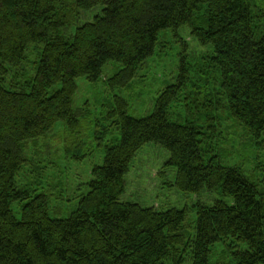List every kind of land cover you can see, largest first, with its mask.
<instances>
[{
	"label": "trees",
	"instance_id": "obj_1",
	"mask_svg": "<svg viewBox=\"0 0 264 264\" xmlns=\"http://www.w3.org/2000/svg\"><path fill=\"white\" fill-rule=\"evenodd\" d=\"M96 7L101 14L79 25ZM184 27L212 51L193 81L181 69L151 115L131 117L127 101L114 97L111 125L91 128L90 114L73 109L78 79L96 83L115 63L106 85L127 88L161 33ZM189 84L188 117L173 121L171 103ZM219 111L264 141V0H0V264H264L263 186L221 162ZM57 127L76 160L105 150L76 209L60 219L49 213L47 192L18 182L30 143ZM148 143L169 152L178 190L219 199L195 203L192 221L186 208L121 201L131 161ZM219 246L225 255L216 260Z\"/></svg>",
	"mask_w": 264,
	"mask_h": 264
},
{
	"label": "rangeland",
	"instance_id": "obj_2",
	"mask_svg": "<svg viewBox=\"0 0 264 264\" xmlns=\"http://www.w3.org/2000/svg\"><path fill=\"white\" fill-rule=\"evenodd\" d=\"M101 12L102 7H96L87 14H80L78 24L92 22ZM211 51V47H201L190 36L186 27L165 31L161 33L159 45L153 55L127 88L112 90L106 85L107 79L120 69L115 63L103 69L96 83L78 79L77 91L72 99L73 109L90 114L94 121L91 128L96 122L106 128L111 125L113 119H106V113L110 111V101L114 103V97L127 101L126 112L129 116H149L153 113L159 94L167 87L177 84L181 69H187L189 78L193 81L196 65ZM36 57V49H31L28 52V63L24 67L28 73ZM19 76L17 73V77ZM190 90V84L185 89L182 88L178 101L171 103L173 121L188 117L183 99ZM216 118L220 126L216 148L221 162L225 166L238 167L249 178L261 181L264 190V141L253 140L221 111ZM58 127L45 140L30 143L26 153L27 166L20 174L18 182L20 185L31 184L34 189L47 192L51 196L49 213L51 217L60 219L67 218L76 209L80 196L86 193L84 185L90 178L91 170L103 163L105 150L104 147L96 148L93 156L76 160L65 152L62 128ZM91 130L90 134L93 132ZM111 132L119 135L115 130ZM87 143L90 144L91 141ZM90 145L95 146L94 143ZM169 159V152L160 145L145 144L131 161L129 172L125 176V192L121 201L157 211L186 208L189 210V220H195L196 213L190 210L195 203L200 201L210 205L219 197L207 191L195 196L178 190L175 186L176 169L167 164ZM224 255L223 247L215 249L216 260Z\"/></svg>",
	"mask_w": 264,
	"mask_h": 264
}]
</instances>
